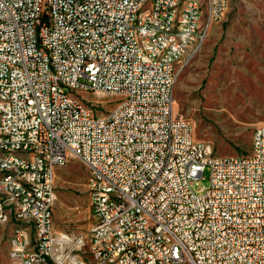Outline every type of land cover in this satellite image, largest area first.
Segmentation results:
<instances>
[{
  "label": "built area",
  "instance_id": "obj_1",
  "mask_svg": "<svg viewBox=\"0 0 264 264\" xmlns=\"http://www.w3.org/2000/svg\"><path fill=\"white\" fill-rule=\"evenodd\" d=\"M228 2L0 0V225L23 222L9 264H264V124L248 154L216 155L174 114L177 66ZM72 159L87 172L85 237L53 223Z\"/></svg>",
  "mask_w": 264,
  "mask_h": 264
},
{
  "label": "rangeland",
  "instance_id": "obj_2",
  "mask_svg": "<svg viewBox=\"0 0 264 264\" xmlns=\"http://www.w3.org/2000/svg\"><path fill=\"white\" fill-rule=\"evenodd\" d=\"M83 96L107 99L93 92ZM174 114L190 120L194 138L210 143L216 155L250 152L252 131L264 124V0H229L223 20L211 26L200 49L178 64ZM209 174L207 167L193 186L195 192L209 185ZM86 181L78 160L56 169L57 232L87 236L93 218ZM11 233V226L0 225V264H9Z\"/></svg>",
  "mask_w": 264,
  "mask_h": 264
},
{
  "label": "bare ground",
  "instance_id": "obj_3",
  "mask_svg": "<svg viewBox=\"0 0 264 264\" xmlns=\"http://www.w3.org/2000/svg\"><path fill=\"white\" fill-rule=\"evenodd\" d=\"M190 20L195 24H203V15L200 13H190ZM16 209H23V201H16ZM8 226H11L12 233H15V231L23 229V222L20 220H13L12 222H9Z\"/></svg>",
  "mask_w": 264,
  "mask_h": 264
}]
</instances>
